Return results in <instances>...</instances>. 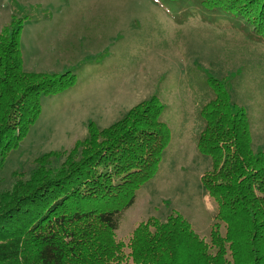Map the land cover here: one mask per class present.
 <instances>
[{"label":"rangeland","instance_id":"obj_1","mask_svg":"<svg viewBox=\"0 0 264 264\" xmlns=\"http://www.w3.org/2000/svg\"><path fill=\"white\" fill-rule=\"evenodd\" d=\"M236 2L0 0V34L22 25L23 71L71 79L40 95L39 116L0 167V192L38 158L70 151L90 128L107 129L155 101L169 140L113 241L128 259L138 226L179 215L209 242L217 204L203 177L213 162L197 144L217 90L244 110L253 153L264 151V17L231 9Z\"/></svg>","mask_w":264,"mask_h":264},{"label":"trees","instance_id":"obj_2","mask_svg":"<svg viewBox=\"0 0 264 264\" xmlns=\"http://www.w3.org/2000/svg\"><path fill=\"white\" fill-rule=\"evenodd\" d=\"M234 1L231 9L252 8L264 17V0ZM21 26L0 34V167L39 116L40 95L71 83L23 71ZM217 91L197 144L213 162L203 177L217 204L209 242L179 215L138 226L128 259L113 241L169 140L163 107L152 101L107 129L90 128L70 151L38 158L29 174L15 175L0 192V264H264V151L253 153L244 110Z\"/></svg>","mask_w":264,"mask_h":264}]
</instances>
